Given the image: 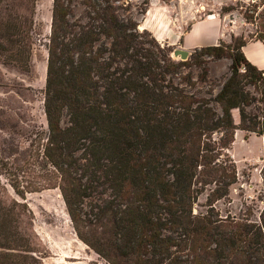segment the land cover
<instances>
[{
    "label": "trees",
    "instance_id": "obj_1",
    "mask_svg": "<svg viewBox=\"0 0 264 264\" xmlns=\"http://www.w3.org/2000/svg\"><path fill=\"white\" fill-rule=\"evenodd\" d=\"M37 1L0 0L3 65L30 71ZM131 8L53 0L39 171L0 156V264H44L24 201L44 188L60 189L77 236L108 264H264V209L254 220L217 207L240 180L236 132L264 137V69L243 52L264 35L177 60ZM221 58L229 75L215 93L209 62Z\"/></svg>",
    "mask_w": 264,
    "mask_h": 264
},
{
    "label": "rangeland",
    "instance_id": "obj_2",
    "mask_svg": "<svg viewBox=\"0 0 264 264\" xmlns=\"http://www.w3.org/2000/svg\"><path fill=\"white\" fill-rule=\"evenodd\" d=\"M143 1L132 0L131 8L140 30H143L141 26L148 27L146 29L158 37L163 46L170 45L173 50L180 47L170 44L175 43L172 39L166 42L163 35L181 33L194 20L211 14L234 23L245 38L264 35V0H171L167 7L160 0H151L148 16L141 12L145 7ZM36 8L30 71L0 63V156L18 158L20 163L35 167L38 173L39 167L33 162L44 142L38 132L47 130L44 110L48 63L46 45L51 30L53 0H38ZM74 10L79 16L83 5L76 2ZM164 16H167L170 27L163 20ZM172 57L182 60L173 52ZM230 63L228 58L209 62L208 76L214 83L215 93L219 89L216 85L229 75ZM193 71L197 76V68ZM200 87L208 88L205 83H200ZM229 153L236 162L240 180L231 188L229 198L219 201L217 207L223 215L259 220L264 209V137L238 130ZM3 181L6 182L5 179ZM10 192L22 201L11 188ZM24 201L32 211L33 233L44 264H108L77 236L59 188L28 192ZM203 202L204 198H201L200 203Z\"/></svg>",
    "mask_w": 264,
    "mask_h": 264
},
{
    "label": "crops",
    "instance_id": "obj_3",
    "mask_svg": "<svg viewBox=\"0 0 264 264\" xmlns=\"http://www.w3.org/2000/svg\"><path fill=\"white\" fill-rule=\"evenodd\" d=\"M145 14L147 16L150 15L149 10ZM166 19L167 16H164L163 20L167 22L168 27L170 23ZM141 28L146 29L148 27L141 26ZM233 34L238 36L242 33L237 31L234 23L216 15L210 18L194 20L187 30L181 33L175 32L174 35L170 36L163 35V39L166 42L172 39L175 43L170 44H176L180 48L193 51L203 46L218 44L221 40L229 43L232 41ZM156 38L159 39L158 37ZM243 52L251 63L260 69H264V43L262 41L249 40L243 46Z\"/></svg>",
    "mask_w": 264,
    "mask_h": 264
},
{
    "label": "water",
    "instance_id": "obj_4",
    "mask_svg": "<svg viewBox=\"0 0 264 264\" xmlns=\"http://www.w3.org/2000/svg\"><path fill=\"white\" fill-rule=\"evenodd\" d=\"M173 54L176 57H180L182 60H187L190 57L191 52L183 48H176L173 50Z\"/></svg>",
    "mask_w": 264,
    "mask_h": 264
}]
</instances>
